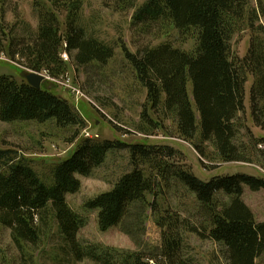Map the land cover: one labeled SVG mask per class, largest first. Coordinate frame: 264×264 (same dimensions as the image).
Listing matches in <instances>:
<instances>
[{
  "label": "trees",
  "instance_id": "1",
  "mask_svg": "<svg viewBox=\"0 0 264 264\" xmlns=\"http://www.w3.org/2000/svg\"><path fill=\"white\" fill-rule=\"evenodd\" d=\"M37 4V30L26 27L9 41L8 53L31 71L63 77L70 55L79 67L105 66L115 56V46L90 33L82 24L85 0H47ZM134 8L132 25L158 39L168 28L194 32L196 45L185 50L170 41L142 44L136 52L122 45L136 80L146 89V103L138 130L150 134L175 123L178 136L194 144L204 158L206 143L223 162H259L264 165V1L263 0H118V10ZM61 14H66L64 28ZM250 31L244 56L234 54L232 41L241 30ZM250 90V118L261 132L239 140L244 126L246 86ZM191 83L192 92L189 91ZM0 120L52 122L59 129L75 128V140L87 122L66 98L47 88L38 89L13 76H0ZM200 143H196V139ZM125 149L132 169L114 186L87 203L98 212L100 229H121L139 240L146 233L149 212L156 213L158 246L135 251L79 238L86 225L67 196L81 189L80 177H89L103 165L112 150ZM184 153L169 144L125 143L86 137L74 154L56 165L48 184L20 153L0 147V224L11 230L20 249L38 246L56 226L66 251L79 262L96 264H199L190 253L188 234L208 238L224 249L226 264H260L264 256V220H257L245 201L248 188L264 190V176L229 174L210 181L197 177L183 162ZM204 164V162L202 161ZM51 174V175H52ZM51 180V177H50ZM49 180V181H50ZM182 185L198 202L193 217L172 206L161 207L158 197ZM152 198V199H151Z\"/></svg>",
  "mask_w": 264,
  "mask_h": 264
},
{
  "label": "rangeland",
  "instance_id": "2",
  "mask_svg": "<svg viewBox=\"0 0 264 264\" xmlns=\"http://www.w3.org/2000/svg\"><path fill=\"white\" fill-rule=\"evenodd\" d=\"M117 1L85 0L81 17L82 24L87 26L90 33H95L99 38L115 46V56L107 65L79 67L69 58L66 60L68 72L65 76L57 78L42 73L47 75L42 87L69 100L86 119V128L72 141L75 128L59 129L52 122L8 123L0 120V147L17 150L48 184L53 182L54 167L69 159L84 139L90 136L100 141L120 140L125 143L172 145L184 153L183 162L204 181H210L214 176L229 174L264 176L263 164L223 162L209 143L205 144L207 157L203 158L193 143L178 136L176 125L171 120H165L164 127L150 134L138 130L142 123L141 113L146 103L147 91L136 80L122 45L136 52L142 44L151 42L158 45L170 41L175 46L190 51L196 45V37L194 32L181 33L170 27L158 39H154V32L145 34L132 25L135 9L117 10ZM147 1L136 0V5L140 7ZM39 3L49 5L47 0H0V76L10 75L22 82L31 72L10 57L8 47L10 39L23 33L26 27L38 29ZM60 18L64 28L66 14H61ZM249 41L250 31L247 29L239 31L232 41L234 54L244 56ZM251 84L252 79L246 86L247 111L245 114L241 113L244 123L239 134L241 141L249 140L250 129L254 135H261L250 118ZM189 91L192 92L191 83ZM195 142L200 143V139L197 138ZM258 149H264V146H259ZM131 169L128 150H112L105 163L91 176L80 177L82 185L79 192L67 196L70 206L86 219V225L79 232V238L83 243L101 244L125 251H135L139 248L154 249L158 246L156 213L149 212L145 224L146 233L142 234L139 240H135L121 227L101 230L97 210L87 207L89 200L110 190L118 179ZM164 195L166 198L158 197V202L163 208L172 206L188 217H193L198 210L199 205L195 197L182 185L166 190ZM244 199L252 207L257 220H264V190L253 192L247 188ZM187 241L191 255L199 264H226L223 247L211 239L191 233L187 235ZM65 247L62 235L55 226L43 237L40 245L25 244L24 248L20 249L12 239L11 230L0 224V264H96L89 259L76 261ZM258 261L264 264V256Z\"/></svg>",
  "mask_w": 264,
  "mask_h": 264
},
{
  "label": "water",
  "instance_id": "3",
  "mask_svg": "<svg viewBox=\"0 0 264 264\" xmlns=\"http://www.w3.org/2000/svg\"><path fill=\"white\" fill-rule=\"evenodd\" d=\"M46 79V75L35 71L29 72L26 76L27 82L38 89L42 88V84Z\"/></svg>",
  "mask_w": 264,
  "mask_h": 264
},
{
  "label": "built area",
  "instance_id": "4",
  "mask_svg": "<svg viewBox=\"0 0 264 264\" xmlns=\"http://www.w3.org/2000/svg\"><path fill=\"white\" fill-rule=\"evenodd\" d=\"M62 56H63V58H64L65 60H68V59H69L68 54H67L66 52L63 53ZM46 76H47V75H46ZM88 136H90V135H88ZM90 137H92V136H90Z\"/></svg>",
  "mask_w": 264,
  "mask_h": 264
}]
</instances>
